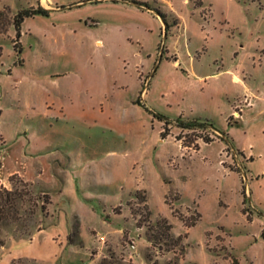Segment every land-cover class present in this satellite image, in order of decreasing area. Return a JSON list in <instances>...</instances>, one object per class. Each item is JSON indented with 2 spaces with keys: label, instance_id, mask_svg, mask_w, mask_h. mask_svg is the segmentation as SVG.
Wrapping results in <instances>:
<instances>
[{
  "label": "rangeland",
  "instance_id": "374dc122",
  "mask_svg": "<svg viewBox=\"0 0 264 264\" xmlns=\"http://www.w3.org/2000/svg\"><path fill=\"white\" fill-rule=\"evenodd\" d=\"M52 1L59 9L26 18L18 40L15 15L41 0H0V189L24 195L21 221H1L0 240L45 226L51 194L62 205L46 166L59 159L99 214L86 223L113 231V207L131 212L98 264H264V0ZM233 107L243 119L230 126ZM179 118L207 119L219 135L181 129ZM2 162L29 181L5 179ZM39 171L51 194L30 182ZM162 219L177 246L159 233Z\"/></svg>",
  "mask_w": 264,
  "mask_h": 264
},
{
  "label": "crops",
  "instance_id": "0c3cea01",
  "mask_svg": "<svg viewBox=\"0 0 264 264\" xmlns=\"http://www.w3.org/2000/svg\"><path fill=\"white\" fill-rule=\"evenodd\" d=\"M41 6L48 10L59 9L52 0H41ZM235 80H240V77L235 75ZM242 84L246 89H249L246 82L242 81ZM248 105L253 107L254 98L248 100ZM232 114L234 115L228 119V124L230 126L233 125V121L234 125L241 123L237 120L243 119L242 112L238 108L233 107ZM235 118H237L236 121ZM215 133L219 135L218 132ZM201 141L204 142L203 139L199 140V142ZM238 158L239 156L237 155L235 159L237 170L232 169L231 171L233 172H239L238 170L242 168ZM253 158L254 157L252 156L249 159V161L252 162L251 164L255 163V161H252ZM46 166L48 167V170L53 172V179L61 180L56 186L59 188V196L62 197V205L58 209L54 208V199L51 191L47 186V183L40 178L41 171H39V178L30 182L35 185H41L44 191L46 190L51 194L52 201L48 204L46 225L39 228L32 237L28 239H6L5 244L0 247V264H13L20 259L33 261L34 264H58L60 261H62L61 264H65L63 263L65 257L69 260L70 258H76L78 256H83L88 260L87 262L82 260L83 264H98L100 257L105 253V239L117 234L120 237L127 234V231H129V227L132 224V220L128 219V215L131 214L130 210L128 208H123L120 212H116L114 211V206L113 216L108 215L104 222L108 228L111 227L112 222H115L118 224L119 229H114L113 231L105 229V231H100L96 226L86 223V219L99 218V214L91 205H89V198L85 197V199H82L78 180L66 174L67 170H65V166H63L59 159H50V161L46 163ZM58 166H61L62 168L58 170ZM6 168V163L2 162L1 174L5 179L17 173L25 177V175L19 170L7 172ZM77 224L78 237L81 238L82 243L70 241V235L76 228ZM137 228L139 230H144V227L142 226H138ZM94 247H97L99 252L92 257L90 254Z\"/></svg>",
  "mask_w": 264,
  "mask_h": 264
},
{
  "label": "trees",
  "instance_id": "16d2710c",
  "mask_svg": "<svg viewBox=\"0 0 264 264\" xmlns=\"http://www.w3.org/2000/svg\"><path fill=\"white\" fill-rule=\"evenodd\" d=\"M197 6H202L203 2L202 0H196L194 2ZM49 10L44 8L43 6L39 5L37 8H31V9H23L20 10L14 18L13 25L16 29V39L20 40L22 36V25L26 18L32 17L35 15H48ZM3 12H0V21L2 20ZM4 26L2 28V33H6L7 30V24L9 23L8 20L6 22V18H3ZM19 42V41H18ZM19 48V46H18ZM17 48V49H18ZM2 47H0V57L2 56ZM136 104H141L140 100L138 99ZM176 124L181 129H190V130H212L214 131V128L212 124L207 120H183L182 118L177 119ZM171 122L167 121L166 126L164 130L161 133V136L163 139H166L169 135L167 125H170ZM216 136H218L216 134ZM205 143H211L214 141V138L211 137H201ZM177 141L182 142V146L184 148H193V149H199V145L197 144V140H183L181 137H177ZM239 154V152H237ZM235 170V169H234ZM245 193V189H244ZM23 194L19 192L17 189L8 190V189H0V222H19L21 221L20 217V202L23 201ZM44 204L41 206V211L44 212L46 209L45 204L50 203V199L47 197L44 199ZM201 217V216H200ZM198 220H194L187 225L188 228L196 226ZM172 225H170L166 219H162L158 222V231L161 233L164 237H166L167 241H170V245L177 246L179 242L182 240V236H178L175 238L171 233ZM75 237H78V224L76 225V228L70 235V241L75 242ZM264 237V234H263ZM5 243L0 240V247L3 246ZM105 261L103 260L101 264H104ZM111 264V263H107ZM235 264H238L236 262Z\"/></svg>",
  "mask_w": 264,
  "mask_h": 264
},
{
  "label": "water",
  "instance_id": "95a60500",
  "mask_svg": "<svg viewBox=\"0 0 264 264\" xmlns=\"http://www.w3.org/2000/svg\"><path fill=\"white\" fill-rule=\"evenodd\" d=\"M86 24L89 25V26H92V25L95 24V22H94L93 20H88V21L86 22Z\"/></svg>",
  "mask_w": 264,
  "mask_h": 264
},
{
  "label": "built area",
  "instance_id": "2783aa9c",
  "mask_svg": "<svg viewBox=\"0 0 264 264\" xmlns=\"http://www.w3.org/2000/svg\"><path fill=\"white\" fill-rule=\"evenodd\" d=\"M237 155L239 156V154H238V153L236 154V156H237Z\"/></svg>",
  "mask_w": 264,
  "mask_h": 264
}]
</instances>
